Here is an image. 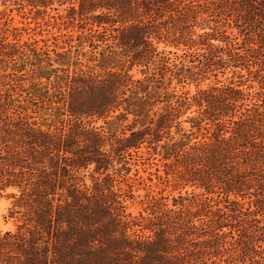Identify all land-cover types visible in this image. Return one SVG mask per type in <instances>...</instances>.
Instances as JSON below:
<instances>
[{
  "label": "trees",
  "instance_id": "trees-1",
  "mask_svg": "<svg viewBox=\"0 0 264 264\" xmlns=\"http://www.w3.org/2000/svg\"><path fill=\"white\" fill-rule=\"evenodd\" d=\"M0 6V264H264V0Z\"/></svg>",
  "mask_w": 264,
  "mask_h": 264
},
{
  "label": "rangeland",
  "instance_id": "rangeland-1",
  "mask_svg": "<svg viewBox=\"0 0 264 264\" xmlns=\"http://www.w3.org/2000/svg\"><path fill=\"white\" fill-rule=\"evenodd\" d=\"M3 10V8L0 6V11ZM224 23H232V17L226 16ZM235 20V18H233ZM46 19L42 18V16H33V14L21 13L17 11H13L10 13L9 11H6L5 15L0 17V24L1 25H7L9 27L19 28L26 30L27 35L24 36L25 38H32V39H43L51 34L56 33V29L51 28V26H45ZM234 32H236V28L233 29ZM196 32L201 33V30H196ZM246 32V31H244ZM160 49L165 48L166 51H173V48L170 47H164V45L159 46ZM178 54H181V51H178ZM135 77H140V74H137L136 72H133ZM225 78L219 77V80L224 81ZM202 89L206 88V85L201 86ZM178 92H187L190 96L194 95L196 92V89L193 85L186 86L185 88L181 89L178 88ZM194 111V110H193ZM190 115V113H187L186 116ZM186 116L182 118V120L186 119ZM184 128H188V124L183 125ZM156 162V161H154ZM145 163L143 166H138V168H134L138 170V177H142L146 180L147 186H149L151 193L156 196L157 198L164 197L168 198V204L171 205V199L172 197H176L178 191L174 190V188L170 185L163 186L160 183H158V180L156 178V167L151 164V162H142ZM153 163V162H152ZM141 165V164H139ZM161 170V168H159ZM134 174V171H132V175ZM158 174H162V172H159ZM89 183V181H87ZM137 193L136 196L140 195L141 199H143L144 195L148 192V189L146 190L144 186L137 187ZM188 190L190 192V189L187 188L182 191V194L185 193V191ZM141 199H137L134 205L130 207L128 212H131L132 214L136 215L138 211L141 210L140 204L138 202ZM10 208V201L8 200H0V233H4L6 231H14V224L13 221L8 219V209Z\"/></svg>",
  "mask_w": 264,
  "mask_h": 264
}]
</instances>
